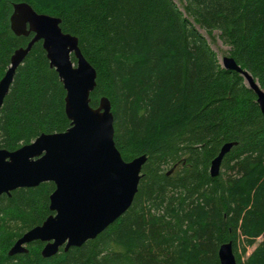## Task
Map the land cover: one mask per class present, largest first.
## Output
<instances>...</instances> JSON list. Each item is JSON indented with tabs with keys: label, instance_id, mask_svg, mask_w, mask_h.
<instances>
[{
	"label": "trees",
	"instance_id": "obj_1",
	"mask_svg": "<svg viewBox=\"0 0 264 264\" xmlns=\"http://www.w3.org/2000/svg\"><path fill=\"white\" fill-rule=\"evenodd\" d=\"M181 1L184 11L173 0H0V80L32 38L12 32L13 6L25 2L60 18L97 71L91 106L111 102L123 159L147 157L128 211L51 258L39 241L28 253H8L52 214L55 185L1 196L0 264H221L219 248L230 242L237 264H264V117L244 78L220 65L199 31L211 39L218 32L228 56L264 91V0ZM65 97L36 43L0 109V149L65 132ZM228 143L236 145L212 177L211 163Z\"/></svg>",
	"mask_w": 264,
	"mask_h": 264
},
{
	"label": "water",
	"instance_id": "obj_2",
	"mask_svg": "<svg viewBox=\"0 0 264 264\" xmlns=\"http://www.w3.org/2000/svg\"><path fill=\"white\" fill-rule=\"evenodd\" d=\"M61 22L37 13L25 2L13 6L10 18L16 36L32 38L26 47L14 52L0 80V109L17 69L33 46L42 42L50 67L66 92L70 127L62 133L42 134L13 152L0 149V197L43 183L55 185L49 204L52 214L24 233L10 248L9 256L28 253V246L39 241L44 244L42 257L51 258L62 248L67 252L95 239L131 207L147 161L145 155L130 162L123 159L114 141L111 102L102 97L96 108L91 106L97 71L82 54L78 38L63 32ZM222 67L244 78L264 117V91L252 75L229 56L223 58ZM234 145L225 144L212 161V177L219 174L223 158ZM218 257L221 264H237L231 242L220 246Z\"/></svg>",
	"mask_w": 264,
	"mask_h": 264
},
{
	"label": "rangeland",
	"instance_id": "obj_3",
	"mask_svg": "<svg viewBox=\"0 0 264 264\" xmlns=\"http://www.w3.org/2000/svg\"><path fill=\"white\" fill-rule=\"evenodd\" d=\"M173 1L181 11H184V9H183L184 2L183 1H181V0H173ZM199 31L203 35V37L207 40V42L209 43V45L213 49V51L217 54L219 63H220V65H222L223 58L228 56L229 47L226 46L225 44H223V42L220 40V38L218 37V35H219L218 32H215L214 33V39H211L209 36H207V34L203 30H199ZM260 241H261V239H259L257 241V244L254 247L247 249V253L244 256V260H245V258H248V256L255 250V247L260 243ZM239 252L242 253L241 247L239 248Z\"/></svg>",
	"mask_w": 264,
	"mask_h": 264
}]
</instances>
